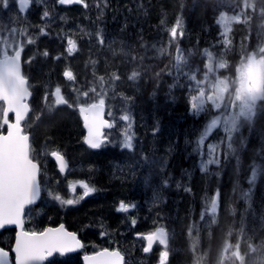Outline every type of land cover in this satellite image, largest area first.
<instances>
[{
    "label": "rangeland",
    "instance_id": "1",
    "mask_svg": "<svg viewBox=\"0 0 264 264\" xmlns=\"http://www.w3.org/2000/svg\"><path fill=\"white\" fill-rule=\"evenodd\" d=\"M177 1H175V5L165 4L166 7L163 8L162 12L163 17L160 18L159 22H153L149 14L146 20L149 21L148 24L141 26L139 30L132 31L127 26V13H120L122 15L120 17L116 13V8L112 9V13L107 12L109 5L100 8L98 2L92 3L90 0H84L88 7H84L83 4L68 7L60 5L58 0H32L30 4H33V8L24 13L19 11L18 2L15 0H12L8 9H3L0 6V22L9 25V21L14 20L15 23L9 26L26 29L24 36H13L6 30H2L4 38L12 41L18 40L20 37L21 40L26 41L28 37H32L37 41L36 44L25 47L24 60L37 52L47 50L50 53L48 58L37 56L31 64H25V69L33 70L32 73L40 79L38 82L36 77L34 78L38 86V96L34 105L37 116L41 117L35 125L37 136L42 140L41 148L43 150L51 147L50 143L48 145L44 143V139L50 134L49 128L54 121L57 120V124L61 119H66V122L68 121L73 126L76 125L78 130L80 127L79 118L77 119L73 111L67 110V112L58 113L66 109L56 105L55 101L48 99L47 103L43 100L45 91L51 94L57 85L65 87L64 90L68 86L72 91H66L65 94L71 97V101L74 100L73 102L79 104L92 101L96 95L91 93L89 89L91 87L98 88L97 84H87L89 70L92 67L96 69L94 73L101 74L100 76L104 77L106 83L110 81L109 88L106 89L107 95L104 98L112 104L113 114L119 115L118 123L121 135L117 138L120 145L123 140V133L129 124V122L122 121L120 116L128 114L131 117V133L134 144L132 150H126L119 146L118 150L113 151L110 147H106L99 153L87 156L84 151L76 148L74 154L81 155L82 161L72 169L69 174L71 178L49 174V178L43 185L46 189L43 202L28 212V218L33 222V228L45 227L62 218H66L70 222L73 210L82 208V210L87 211L90 209L92 220L86 219L81 224L75 223L82 225L83 229H89L86 236L89 247L96 250L102 247L117 248L128 254L134 263L141 259L140 257L134 260V256H137L142 249V247L141 249L138 248L140 243L137 234H142V229L146 227L142 224L143 222L155 221L153 224L158 225L157 227L161 225L170 227L171 243L168 245L167 264H171L170 261H173V264L176 261H180L181 264H193L192 241L188 234L189 226L193 223L200 229V243L196 255H204V264H217L219 250L225 239H228L232 244L236 243L237 231L241 223L248 235H254L257 244L264 242V197L256 198L253 202L250 198L252 187L256 184H260L263 189L261 195L264 196V102H257L259 103L258 113L251 128L245 126L240 133L234 136L235 152L232 153L226 144L220 143L224 138L222 131H214L205 138L204 144H198L200 135H195V132L192 133V127L179 128L177 124L172 125V121L175 120L165 118L173 116L172 112H174L175 106L172 104H175L176 101L174 95L176 85H181L182 88L188 85V80L184 75H180L181 82L176 84L170 83L168 79L151 85V87L149 83L148 89L153 88L152 91L149 92L147 98L139 100L138 107L134 110V114L135 116L138 115L139 120L126 112L125 99L118 100L119 92L127 93L131 98L135 93L143 90L134 92L135 88L131 85L132 83L135 85L138 79L135 81L128 79L133 71H140L143 80L149 81V75L144 73L141 62H145L143 58L163 56L157 54L154 45L170 49L171 45L168 43L170 27L164 25L165 23L162 21L168 15L174 16L175 7L178 5ZM167 8H171V10L168 11ZM45 11L49 13V17L42 19ZM127 11L129 12L128 8ZM148 11L151 12V6L148 7ZM228 14L231 15L232 13ZM40 28H45L49 34L47 36L40 35ZM97 32L103 33L105 37L104 46L97 44L95 39ZM251 33H253V37ZM238 35L237 42L242 48L240 50L243 51L242 56L245 51L250 53L258 50V47L264 46V35L258 34L255 27L246 35H243L241 31ZM68 39L74 40L77 44V50L71 55L66 52ZM206 50L217 57L224 54L222 47L216 50L209 47ZM114 52L117 54L114 55ZM56 56H61V59H54ZM132 57H135V60ZM195 64L187 59L188 66L183 67V72H189V68L203 69V66L198 64L195 66ZM65 69H70L76 76L74 82H68L62 76ZM43 73H48L49 76L46 74L42 78L40 75ZM113 74L118 75L120 79L113 81L111 79ZM224 74L229 75V72ZM174 76L173 73L172 77ZM85 91H89L88 97L82 95V92ZM186 94L192 95L189 90ZM194 115L199 118V114ZM56 117L61 119L58 118V120ZM73 129L76 134V129L74 127ZM71 142L66 145L68 150L73 149L72 146L75 145L74 139ZM59 144L57 143V146ZM209 144L217 145L216 154H219L221 163L218 166L210 165L207 172H202L201 167L208 158L207 146ZM196 152L199 153V156L193 158L194 171H192L193 168H189V171L185 170L180 175H176L170 170L173 163L175 164L182 157L186 161L188 156ZM102 155L110 156L114 164L115 172L112 179L115 180L117 177L120 183L117 193L114 184L109 180L108 163L99 157ZM86 157L95 158V161L92 160L89 163ZM180 162L182 163L181 160ZM87 171L92 172L96 180L88 178V175L85 174ZM240 172H247L249 187L238 191L237 184L238 179L241 178ZM254 172L255 176L253 175ZM73 173L76 176H73ZM146 178L147 183H145ZM97 180L102 184L100 185ZM217 181L219 182L216 183ZM80 182L88 183L96 191L80 200L79 203L62 205L47 195V190H50L61 196L62 199H77L83 194V189L79 186ZM214 182L216 186H214ZM171 183L175 189L183 191V188H190L191 191H185L186 197L179 196L176 215L172 217L168 214L165 221H161L158 214L163 213V208L158 203L163 197L164 184L168 186ZM73 185L75 191L72 189ZM258 188L256 185L254 192ZM217 189L221 193L217 223L212 225L201 223L199 215L205 205L206 198L210 197ZM225 190L227 191L226 194L224 193ZM235 197L236 202H234ZM121 201L128 205H135V207L131 208L129 212H120L117 209ZM90 205L91 208H89ZM166 206V209L172 207L169 202ZM108 207H111V210L106 215L105 212ZM235 213L238 217H235ZM132 220H135L136 223L132 224ZM229 227L233 229L232 237L227 236ZM1 238L5 245L11 249L12 245L7 233ZM138 249L139 252L137 253ZM161 251H164L163 247L152 254L154 264L155 261L156 264H160ZM241 252H247V244L243 240L241 241ZM248 259L249 257H246V264ZM142 261L144 262V260ZM53 262L54 264H69L63 259ZM71 264L81 263L74 261ZM228 264H238V262L228 261Z\"/></svg>",
    "mask_w": 264,
    "mask_h": 264
},
{
    "label": "snow or ice",
    "instance_id": "2",
    "mask_svg": "<svg viewBox=\"0 0 264 264\" xmlns=\"http://www.w3.org/2000/svg\"><path fill=\"white\" fill-rule=\"evenodd\" d=\"M12 0H0V6L3 9L10 7ZM18 2L19 11L24 12L32 0H15ZM60 5L83 4L88 5L84 0H58ZM232 14L221 12L216 23L221 27L219 33L220 39L218 45L225 50V54L232 49V25L243 24L249 29L255 27L258 34L264 35V6H257L255 0H242V2L230 6ZM49 17L47 11L43 12L42 19ZM14 20L9 21V25L14 24ZM163 23V21H162ZM5 25L0 22V229L8 226H15L17 229L14 239V246L11 253H14V259L10 252L4 247H0V264H45L54 255L64 257L68 254L82 249L84 245L77 238V234L67 231L63 225L57 228H45L42 231L26 230L25 215L26 208L36 206L41 201L42 191V165L39 162V155L35 152L30 141V133L27 128L30 126L27 121L30 113L34 111L30 104V98L33 96L28 76L22 71V54L27 45L36 44V39L28 37L24 40H12L4 38L2 30H6L10 35L24 36L26 29H18L14 26ZM40 35L47 36L49 33L45 28L39 29ZM185 35L184 20L177 17L175 24L169 30V45L176 46V55L173 67L176 69V75H184L188 80L187 88L192 93L190 96V110L194 114L207 113L210 120L206 124L198 144H204L205 138L214 131H222L223 140L220 142L226 144L230 152L234 153V136L241 132L242 128L248 126L251 128L254 119L258 113L257 102H264V46L258 47V50L246 52L240 59L239 67L235 66V77L224 74L230 70L228 61L224 55L215 56L212 52L205 50L204 56L206 62L203 69H191L189 72H183V67H187V58L184 50L179 47V40ZM98 45L104 46L105 37L102 32L95 34ZM66 52L71 55L77 50V44L74 40H67ZM158 55L168 54L165 47L153 46ZM114 55L117 53H113ZM37 56L48 58L50 53L45 50L37 52L23 60V64H31ZM60 60L61 56L54 57ZM135 60V57H132ZM93 63H96L93 61ZM223 70V71H222ZM168 75H172L169 71ZM161 73H157V76ZM62 76L68 82H74L76 76L70 69H65ZM140 73L133 71L128 77L135 81ZM100 88L98 92L96 87H91L89 91L94 93L97 99L92 103H80L78 110L83 119L84 128L87 135L84 143L90 149H100L108 143V138L102 129H111L115 126L112 121H105L102 113L105 108V79L99 78ZM113 81L120 77L113 74ZM255 85V89L249 87ZM74 91H79L73 89ZM89 91L82 92L84 97L89 96ZM56 105H67L68 100L62 94L61 86H55L54 92ZM49 92L45 91L43 100L47 102ZM130 99V98H125ZM51 111V108H49ZM14 114V120L9 119V114ZM111 115V113H109ZM122 121L129 122L128 128L123 133L121 147L126 150H132L133 134L131 133V117L128 114L120 116ZM6 128V133H5ZM208 158L201 167L202 172H207L210 165H220L219 154H216L217 145L208 146ZM45 154L46 151H45ZM51 156L55 157L59 164V171L64 173L68 165L64 156L59 151H52ZM255 176V172L253 173ZM147 183V178L145 179ZM79 186L83 189V194L77 199H62L61 196L47 190V195L51 199L60 202L62 205H73L79 203L85 197L90 196L96 191L88 183L80 182ZM179 186V185H178ZM75 191V186H72ZM190 192V188L184 189ZM221 203V193L217 189L210 197L206 198L205 205L199 215L201 223L212 225L217 223V213ZM135 205H128L121 201L118 207L120 212H129ZM207 217V219H206ZM136 221L132 220V224ZM199 227L193 223L189 226L188 234L192 241L191 250L193 252V264H204V255H196L197 247L200 243ZM144 239L147 244L143 248L145 253L152 250L153 244L158 243L163 246L164 251L160 253V264H167L169 251V233L164 227H158L146 235L137 234ZM227 236H233L231 227L227 230ZM247 244V252H241V241ZM246 257H249L247 264H264V242L257 244L254 235H248L245 227L241 223L237 231V240L235 244L225 239L219 250L217 264H228V261L246 264ZM86 264H124V258L119 251H109L103 249L94 255H85L83 257Z\"/></svg>",
    "mask_w": 264,
    "mask_h": 264
},
{
    "label": "trees",
    "instance_id": "3",
    "mask_svg": "<svg viewBox=\"0 0 264 264\" xmlns=\"http://www.w3.org/2000/svg\"><path fill=\"white\" fill-rule=\"evenodd\" d=\"M90 1H92V3L98 2L100 8L101 6L107 7V5H109L108 6L109 9L107 10V12L112 13V9L116 8V13H118L120 17L122 16L120 13H127L128 15L127 26L130 31L139 30L141 26L148 24L149 21L147 22L146 20L149 14L152 17L153 22H157V21L159 22L160 18L163 17L162 12L164 10L163 8L166 7L165 4L175 5L176 3L175 2L176 0L174 1L173 0H90ZM240 2H242V0H178L177 1L178 5L177 7H175L176 9L174 16L170 17L171 15H168L167 17H165V19H163V23H165L164 25H167V27L171 28L175 24L177 17H181L184 20L185 35L182 39L179 40V47L184 50L186 58L190 60L193 64L196 63L198 65L203 66L204 63L206 62L204 51L209 47L215 50L221 48L217 43L218 40L220 39L219 33L221 31V27L216 23L219 14L221 12L232 13L233 9L230 6H234ZM255 2L257 3L258 7L264 6V0H255ZM150 6H151V12L148 11V7ZM127 8L129 12L127 11ZM167 10L170 11L171 8H167ZM135 25L136 27H134ZM251 30L252 29H249L246 25L243 24L232 25V33H231V37L233 41L232 49L226 54L224 50L223 55L230 65V70L228 71L229 75L233 76V78H236L234 75L235 66L239 67V62L243 52L240 51L242 48L239 47L237 42L239 36L238 34L241 31L243 35H246L247 33L251 32ZM251 35L253 37V33H251ZM246 52L248 51H245V53ZM175 53H176V46L173 44L168 50V54L156 58L153 64H149L150 67L149 82L151 85H156L158 82H161L162 80L166 81L167 79L170 83L172 82L173 84H176L177 82L180 81L181 77L176 75V69L173 67ZM169 71H171L172 74L174 73L175 76L172 77V75H168L167 73ZM157 73H161V75L157 76ZM46 74L48 75V73H43L40 76L43 78ZM176 86L177 87L174 88V95L176 101L175 104H172L173 106H175V108L173 109L174 112H172L173 116H169L165 118H170L175 120L172 121L173 123L172 125L177 124L179 128H182L183 126H185L186 128L192 127L193 128L191 131L192 133H194V131L196 132V130L198 131L204 128L210 116L207 113H201L199 115V118H196L194 113L190 110L191 95L189 96L188 94H186V92L188 93V88L187 87L182 88L181 85H176ZM49 97H50L49 100L55 101L54 97L50 93H49ZM60 112L61 113L67 112V109L59 111L58 113ZM72 116L75 117L74 115ZM56 118L61 119L60 117H56ZM160 119L163 120L162 118ZM56 122L57 120L54 121V123H52L51 128H49L51 136L53 135L54 137H56L60 142H63L64 145H68V143H72L71 141L73 139V136H75V131L73 127L76 128V125L74 126L71 125V123H69L68 121L66 122V119H61L57 124ZM180 160L183 163H186V171H189V168H193L192 171H194L195 167H194V159L192 158V155L188 156L186 161H184L182 157L177 161V163H180ZM178 167L179 166L176 167L175 164L173 163L170 166V170L176 175H180V173L178 172ZM239 175L241 178L238 179V184H237V187H239L238 191H241V189L245 190L247 187H249L247 172L245 173L240 172ZM218 182L219 181H217L216 183ZM216 183L214 182V186H216ZM256 185H258L259 188L254 192V187H256ZM256 185L253 186L251 190L250 198L252 202L256 200V198L258 199L260 197H264L261 195V191L263 190L262 187L260 186V184H256ZM179 191L180 190L173 188L172 183L169 184L168 186L164 184L163 197L161 199V202L158 203V205L163 208L162 210L163 213L158 214L161 221H165V217L168 214L174 217L178 212L176 211L178 209L177 202H179L178 196L183 197L182 195H178ZM224 193L226 194L227 191L225 190ZM224 196L226 197V195ZM234 199H235L234 202H236V197ZM168 202L172 206L170 209H166L167 208L166 205ZM91 207L92 206L90 205L89 208ZM111 207L106 208L105 214L109 213L108 211L110 210L109 208ZM236 213H235V217H238L237 214H239V212L237 214ZM71 214L73 215L70 216V222H69L71 223L70 225H75V223L81 224L86 219H91V220L93 219L90 215V209H88L87 211L82 210V208L75 209L71 212ZM60 220L67 221L66 218H62ZM0 241L3 242L2 238H0ZM174 264H181V262L176 261Z\"/></svg>",
    "mask_w": 264,
    "mask_h": 264
},
{
    "label": "flooded vegetation",
    "instance_id": "4",
    "mask_svg": "<svg viewBox=\"0 0 264 264\" xmlns=\"http://www.w3.org/2000/svg\"><path fill=\"white\" fill-rule=\"evenodd\" d=\"M72 6V5H71ZM69 7V6H68ZM31 8H33V4H29V9L30 10ZM18 40H21L20 37L18 38ZM25 52V51H24ZM23 60H24V53H23ZM23 70H24V73L28 76L29 78V81H30V84L33 85L32 86V89L34 90V97H33V100H32V106H33V109L34 111L32 113H30V118L29 120L27 121V123L30 125L28 128H27V131L30 133V141L32 143V146L35 150V152L39 155V162L41 163L42 165V176H41V181H42V185L45 184L46 180L49 178V174H53V176H65V177H69V174L72 172V169L79 165L81 163V155L78 156V154H74V151L75 149H79V150H82L86 153L87 156L89 155H94L96 153H99L101 152L103 149H105L106 147H110L113 151H116L118 150V147L120 146V142L118 140V136L121 135V129H120V126H119V123H118V120H119V115L115 116L113 114V106L111 103H109L108 100H105L106 101V118L112 122H114L115 126L111 129H108L105 131V136H107L108 138V143L104 144L100 149H90L85 143H84V138L85 136L87 135V131L86 129L84 128V125H83V119L82 117L80 116V113H79V110H78V105L79 103L77 102H73L70 100V96H67V94H65L66 91L68 92H71L72 90L70 89V87L67 86V89L64 90L65 87L61 86V89H62V92L64 93V95L66 96V99L68 100L69 104L73 105L72 107H68L67 105H60L62 108L64 109H67V110H70V111H73L77 117V119L79 118V124H80V127H79V130L76 129V134L75 136H73V139L75 140V145L72 146L73 149L70 148V150H73V151H70L68 150V148L66 147V145H64L63 142H60L56 137H54L53 135L51 136V134H48L45 139H44V143H46L48 145V143H50L51 147L50 148H47L45 150H43L41 148V139L37 136V127H36V123L37 121L41 118V117H38L37 116V111L35 110V100L38 96V93H37V82H35L34 78L36 77L37 81L40 82L38 76L36 74H33V70H28V69H25V64H23ZM95 67H92L90 70H89V79L87 81V84H91V85H94V84H97V90L99 92L102 91L101 88H100V82H99V76L101 74H95ZM138 71V70H137ZM144 71V70H143ZM140 72V71H139ZM145 73V71H144ZM146 74V73H145ZM110 83V81H108L107 83H105V86H104V89L103 91L105 92V95L106 94V89L109 88L108 84ZM149 81L148 80H143V76L141 74V76L138 78V80L136 81L135 85H132L131 86H134L135 90L134 92H138L139 90L143 89L142 91H139L138 93H135L131 98L128 96L127 93H122V92H119V95H118V100H121V99H125L126 97L127 98H130V99H125L126 101V112H128L133 118H138V115L135 116L134 114V110L137 109L138 107V102L140 99L142 98H147L148 95H149V92L152 91L149 90ZM66 86V85H65ZM63 87V88H62ZM150 87H151V84H150ZM112 88V87H110ZM116 93V92H115ZM97 99L94 98L92 101H87V103H92L94 102L95 100ZM109 113H111V115H109ZM31 118H34V120H31ZM9 119L10 120H14V114H9ZM185 127V126H183ZM205 128V127H204ZM204 128L200 129V130H196L195 132V135H200L199 137H201L202 135V132L204 130ZM141 130V128H140ZM5 133H6V128H5ZM77 142V143H76ZM57 143H60L59 146H57ZM45 151L47 154H45ZM52 151H59L61 154H63L65 156V158L68 160L69 162V171L67 173H61L59 171V166H58V163L57 161L51 156V152ZM199 156V153L196 152L194 154H192V158H197ZM99 157H102L105 161L104 162H107V167L109 168L110 172L108 174L109 176V180L110 182H112L115 186V192L119 189V181L117 180V177L115 180L112 179V176H113V173L115 172V168H114V164L111 160V157L108 156V155H102V156H99ZM84 159V158H83ZM86 159L88 160V162L90 163L92 160L95 161V158H90V157H86ZM184 159V157H183ZM86 175H88V178H91L93 180H96V178H94V174L90 171H87L85 173ZM73 176H76L75 173H73ZM100 177H102V175L100 174ZM71 178V177H69ZM72 178H76V177H72ZM104 178H106V176H104ZM98 181V180H97ZM98 183L101 185L102 183L98 181ZM185 188H183V191H184ZM181 190V189H180ZM115 204V203H114ZM113 208V206H112ZM35 208L33 207H30L28 208L27 210V213H26V229L27 230H36V231H42L43 229H45L46 227L48 226H57L61 223H64L66 225V227L70 230V231H73L75 232L78 237L80 238V240L82 241L84 247L78 251V252H74V253H71V254H68L64 257H60L58 254L57 255H54L52 258L49 259V261L46 262V264H54L53 261L55 260H59V259H63L65 260V262L71 264L72 262L74 261H79L81 264H84V261H83V257L85 255H90V254H93V253H96L97 251L103 249V248H106V249H110V250H115L117 248H111V247H102V248H98V250L96 249H93L92 247H89V244H88V241L86 239V236H87V231L89 229L85 228L83 229L82 228V225H70L71 223H69L68 221H62V220H58L56 221L55 223H51V224H48L46 225L45 227H40V228H33V222L29 220L28 218V212L29 211H32L34 210ZM111 210V208H109ZM143 219H141V222ZM155 223V221L151 222V223H142L143 225H146L145 228L142 229V235H146L152 231H155L156 228H158L156 224H153ZM159 227H164L168 233H169V243H171V240H170V237H171V234H170V227L168 225L164 226V225H161ZM5 233H7L8 235V238H9V241H11V245H13L14 243V239H15V234H16V229L15 228H9L7 230H4V231H1L0 232V235L3 236ZM141 239V240H139ZM8 241V242H9ZM138 242L140 243V245H138V248L141 249L140 253L137 255V256H134V260L138 259L141 257V259L139 261L136 260V262L134 263L130 258H129V255L128 254H125L124 251H121V254L124 258V264H154V260H153V256L152 254L154 252H157L161 247V245H159L158 243H155L153 244V247H152V250L149 252V253H145L143 251V248L146 246L147 242L138 237ZM1 244H5L4 242H0ZM170 245V244H169ZM139 249L137 250V253L139 252ZM144 260V262L142 261ZM143 262V263H141ZM171 264H173V261H170ZM155 264H156V261H155Z\"/></svg>",
    "mask_w": 264,
    "mask_h": 264
},
{
    "label": "bare ground",
    "instance_id": "5",
    "mask_svg": "<svg viewBox=\"0 0 264 264\" xmlns=\"http://www.w3.org/2000/svg\"><path fill=\"white\" fill-rule=\"evenodd\" d=\"M1 11H2V9H1ZM3 12V11H2ZM1 12V13H2ZM158 57H160V56H158ZM158 57H149V58H143V59H145L144 61L145 62H141V64H142V66H143V70L145 71V73L147 74V75H150V67H149V64H153L154 62H155V59L156 58H158ZM113 158V157H112ZM114 159V158H113ZM175 166L177 167V166H179L178 167V172L179 173H182L183 171H185L186 170V163H175ZM201 186V185H200ZM178 192V191H177ZM178 195H182V196H187V194L184 192V191H182V190H180L179 191V193H178ZM179 197V196H178ZM193 202H194V200H193ZM197 203V202H196ZM200 203V202H199ZM199 203H198V205H199Z\"/></svg>",
    "mask_w": 264,
    "mask_h": 264
},
{
    "label": "water",
    "instance_id": "6",
    "mask_svg": "<svg viewBox=\"0 0 264 264\" xmlns=\"http://www.w3.org/2000/svg\"><path fill=\"white\" fill-rule=\"evenodd\" d=\"M27 9V8H26ZM26 9H25V11H26ZM24 11V12H25ZM22 58H23V54H22ZM22 61H23V59H22ZM22 71H23V64H22ZM32 91V90H31ZM32 99V97L30 98V100ZM30 102V101H29ZM106 108V107H105ZM105 108H104V110H103V113H102V118L105 120V121H107L106 119H105ZM105 129V128H104ZM104 129H102V131H103V133H104ZM87 131V130H86ZM54 159H55V157H53ZM65 158V157H64ZM56 160V159H55ZM65 161H66V163H67V165H68V162H67V160L65 159ZM58 163V162H57ZM58 166H59V164H58ZM67 169H68V167H67ZM67 169L65 170V172L67 171ZM41 197H42V195H41ZM40 202V201H39ZM38 202V203H39ZM30 207V206H29ZM27 209V208H26ZM61 225H63L64 226V228L67 230V231H69V232H72V231H70V230H68L67 228H66V225L65 224H61ZM25 226H26V223H25ZM60 226V225H59ZM59 226H49V227H51V228H57V227H59ZM48 227V228H49ZM7 228H15V226H8V227H6L5 229H7ZM2 230H4V229H0V232L2 231ZM16 231H17V229H16ZM73 233H75V232H73ZM77 238L79 239V237H78V235H77ZM80 240V239H79ZM81 241V240H80ZM81 243H82V241H81ZM13 246H14V244H13ZM0 247H3L1 244H0ZM6 249V248H5ZM6 250H8V249H6ZM81 249H78L76 252H78V251H80ZM109 250V249H108ZM9 252H10V256H11V258H12V254H13V256H14V253H11V250H8ZM102 251V250H101ZM109 251H112V250H109ZM115 251H118V250H115ZM100 252V251H99ZM120 252V251H119ZM98 253V252H97ZM121 253V252H120ZM94 254H96V253H94ZM94 254H91V255H94ZM91 255H89V256H91ZM122 255V254H121ZM83 261H84V259H83ZM84 264H86V262L84 261Z\"/></svg>",
    "mask_w": 264,
    "mask_h": 264
},
{
    "label": "clouds",
    "instance_id": "7",
    "mask_svg": "<svg viewBox=\"0 0 264 264\" xmlns=\"http://www.w3.org/2000/svg\"><path fill=\"white\" fill-rule=\"evenodd\" d=\"M249 87H250L251 89H253V90L255 89V85H254V84H250Z\"/></svg>",
    "mask_w": 264,
    "mask_h": 264
}]
</instances>
